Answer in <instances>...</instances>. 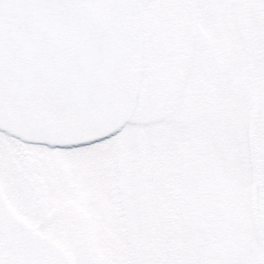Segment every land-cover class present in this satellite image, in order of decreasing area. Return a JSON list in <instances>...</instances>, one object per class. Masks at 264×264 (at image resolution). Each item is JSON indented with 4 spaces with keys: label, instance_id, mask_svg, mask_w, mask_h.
<instances>
[{
    "label": "snow or ice",
    "instance_id": "1",
    "mask_svg": "<svg viewBox=\"0 0 264 264\" xmlns=\"http://www.w3.org/2000/svg\"><path fill=\"white\" fill-rule=\"evenodd\" d=\"M0 264H264V0H0Z\"/></svg>",
    "mask_w": 264,
    "mask_h": 264
}]
</instances>
